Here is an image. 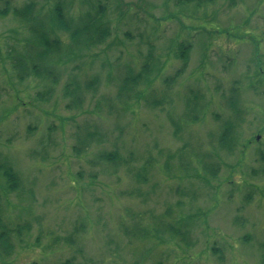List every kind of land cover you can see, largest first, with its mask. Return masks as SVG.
Masks as SVG:
<instances>
[{
  "label": "rangeland",
  "instance_id": "obj_1",
  "mask_svg": "<svg viewBox=\"0 0 264 264\" xmlns=\"http://www.w3.org/2000/svg\"><path fill=\"white\" fill-rule=\"evenodd\" d=\"M30 1L40 17L50 16L57 2L11 4ZM61 1L77 18L93 12L98 0ZM102 1L111 37L60 66L48 101L39 93L51 83L16 78L8 46L22 50L28 33L12 12L0 16V155L21 181V190L10 193L0 179V210L9 227L25 228L13 234V253L0 264H263L264 0H243L232 9L224 1L202 9L177 0ZM61 38L69 43L67 35ZM183 42L192 51L175 78L183 67L177 57ZM146 63L149 79L138 90L144 94L128 107L119 105L127 72L137 75ZM95 79L98 86L86 90ZM73 80L85 102L69 110L63 90ZM233 88L244 121L228 152L218 142L233 115L227 107ZM191 91L203 97L194 113L193 105L187 107ZM151 94L164 104L147 107ZM107 105H114L111 113ZM170 115L181 124V139L174 137ZM90 132L103 141L81 153L80 140ZM185 145V152L192 149L187 173L178 168ZM115 152V166L97 159ZM199 154L218 163L215 175L202 171ZM168 155L177 158L169 172ZM146 171L148 182L139 183L135 174ZM155 218L161 222L156 228ZM186 221L191 232L184 236L159 232L165 223L178 227ZM134 225L149 229L150 239L126 235L124 228Z\"/></svg>",
  "mask_w": 264,
  "mask_h": 264
},
{
  "label": "trees",
  "instance_id": "obj_2",
  "mask_svg": "<svg viewBox=\"0 0 264 264\" xmlns=\"http://www.w3.org/2000/svg\"><path fill=\"white\" fill-rule=\"evenodd\" d=\"M178 1V0H177ZM176 3H181L183 5H194L198 9L214 5L219 1H224L227 3V7L232 9L237 7L243 2V0H180ZM107 2V1H106ZM106 2L98 0L96 4L91 8L93 12H85L79 15L77 18L70 16L66 11L65 4L61 0H57L54 7H52L51 15L48 17H40L37 14V4L36 2L30 1L22 7H12V0H3L5 10H0V16H6L10 12L13 16L22 23L23 27L28 33V37L24 40V45L22 50H18L15 46H8L7 59L10 63L11 69L14 71L15 76L21 82H25L31 78L47 81L52 84L45 93H39V98L42 101H48L49 95L55 92V86L58 85L60 79V66L66 64L71 59L80 57V53L83 51H89L90 49L97 48L107 42L111 37L112 31L111 26L106 20L107 17V5ZM12 9V11H11ZM65 34L68 36L69 43L62 40L61 35ZM233 37L239 38L238 35H233ZM244 37H241L243 39ZM264 39V34H263ZM192 51L191 43L183 42L179 46V52L177 57L181 60L183 67L182 70L178 71L175 75L177 78L180 73H182L188 66L190 59V53ZM152 54V53H151ZM154 61V60H153ZM152 61V62H153ZM151 72L150 63H146L141 72L137 75L133 71L129 70L126 77L122 81V84L118 88L117 101L119 105L128 107L130 101H138L140 95L139 87L146 84L149 79ZM94 85L98 86V79L91 81L87 85L86 90H92ZM95 88V87H94ZM97 89V88H96ZM264 95V91H261ZM84 90L81 89L80 85L76 80L68 83L63 90V97L65 99H70L67 105L69 110H76L82 108L85 102V97L83 95ZM191 98H188L187 107L190 110L193 105V109L190 110L192 113L197 112L199 102L203 99L202 95L191 91ZM45 96L47 98H45ZM151 94L148 98H145L146 106L152 109L158 108L159 104H164L163 100ZM109 112L111 113L114 109V105H107ZM227 107L233 114L222 126V135L219 139V147L228 152H232L233 148L236 146V142L239 136L237 130L240 127L241 110L239 108V90L233 88L231 91V97L227 99ZM109 114V113H108ZM198 117L191 118L190 121L195 122ZM169 121L174 129V137L176 139H181L182 127L180 122H177L173 117H169ZM244 121V120H243ZM264 132L259 131V134ZM256 136V135H255ZM254 134L251 135L252 140L255 141ZM259 139V138H258ZM252 140H249L246 146L250 145ZM103 140L100 138L98 133L90 132L87 133L85 138L80 140L82 147H78L81 153H84L90 146L94 143H101ZM189 145H185L183 149H180L178 154V168L187 173L191 170L192 163L186 158L190 156L192 149L185 152V148ZM82 149V150H81ZM184 150V151H183ZM197 156V155H196ZM212 156L208 154H199L197 156V163L201 167L202 171L206 173L215 175L218 172L217 162L212 160ZM99 162H108L114 166L119 163V154L109 153L101 154L97 156ZM168 162L164 165L167 172L172 170L171 163L174 159H177L175 155H168ZM95 162V160H94ZM150 163H147L149 165ZM146 167V170H149ZM146 176L140 173L135 174V179L140 183L148 182L147 171ZM0 179L3 180L7 191L10 193H18L21 187V181L19 175L16 173L11 162L7 157H2L0 155ZM21 194V193H19ZM181 203H178V206ZM155 228L161 224L157 223L158 220L155 218ZM191 223L188 221L179 223L178 227L163 225L159 232H163L167 229L171 234L175 236H184V233L191 232ZM23 226L9 227L2 218V212L0 210V259L7 258L13 253V243L12 236L14 233H21L25 228ZM124 228V227H123ZM30 226L27 228L29 232ZM156 231V229H154ZM124 232L128 236H132L135 239L139 237L140 241H147L151 237V231L149 229L141 228L138 225H134L131 229L124 228ZM76 233H78L76 231ZM81 254V250H79ZM220 259H223L220 258ZM64 264H72V262L66 261ZM161 264V262L159 263ZM264 264V260H263Z\"/></svg>",
  "mask_w": 264,
  "mask_h": 264
}]
</instances>
